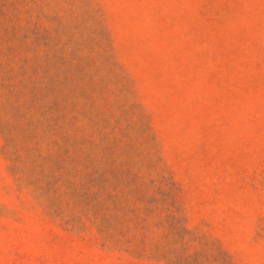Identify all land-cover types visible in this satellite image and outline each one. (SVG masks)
<instances>
[{
  "label": "rangeland",
  "instance_id": "1",
  "mask_svg": "<svg viewBox=\"0 0 264 264\" xmlns=\"http://www.w3.org/2000/svg\"><path fill=\"white\" fill-rule=\"evenodd\" d=\"M0 264H264V0H0Z\"/></svg>",
  "mask_w": 264,
  "mask_h": 264
}]
</instances>
